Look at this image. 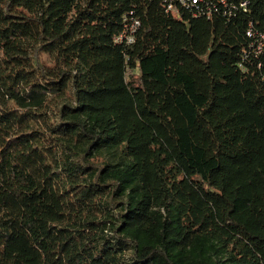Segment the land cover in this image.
I'll return each mask as SVG.
<instances>
[{
	"label": "trees",
	"instance_id": "1",
	"mask_svg": "<svg viewBox=\"0 0 264 264\" xmlns=\"http://www.w3.org/2000/svg\"><path fill=\"white\" fill-rule=\"evenodd\" d=\"M187 1L0 0V264H264V0Z\"/></svg>",
	"mask_w": 264,
	"mask_h": 264
},
{
	"label": "built area",
	"instance_id": "2",
	"mask_svg": "<svg viewBox=\"0 0 264 264\" xmlns=\"http://www.w3.org/2000/svg\"><path fill=\"white\" fill-rule=\"evenodd\" d=\"M183 5H187L189 2L187 1V0H179ZM198 3V0H192V4L193 5H196ZM137 25V24H136ZM123 37H127V36H123ZM123 37L121 36L120 37V40H123ZM132 40H130V42H131Z\"/></svg>",
	"mask_w": 264,
	"mask_h": 264
}]
</instances>
